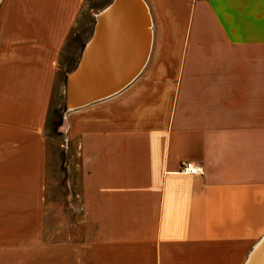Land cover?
Segmentation results:
<instances>
[{"label":"crops","instance_id":"obj_1","mask_svg":"<svg viewBox=\"0 0 264 264\" xmlns=\"http://www.w3.org/2000/svg\"><path fill=\"white\" fill-rule=\"evenodd\" d=\"M144 1L145 64L71 111L72 169L85 176L71 206L94 233L79 257L245 264L264 235V0ZM85 4L0 0V264L45 231L55 44L64 11L99 9ZM183 161L203 172H179Z\"/></svg>","mask_w":264,"mask_h":264},{"label":"rangeland","instance_id":"obj_2","mask_svg":"<svg viewBox=\"0 0 264 264\" xmlns=\"http://www.w3.org/2000/svg\"><path fill=\"white\" fill-rule=\"evenodd\" d=\"M109 1L86 0L85 5L98 6L99 9L94 11L87 8L64 11L65 25L62 27V41H57L55 44L56 79L46 123L49 154L45 187V231L41 232L38 242L35 240L31 242L29 251L25 252V258L16 257L14 264H82V262L102 264L101 259L87 260L79 257L83 252L86 253L84 249L89 247L91 239H94V233L88 232L89 226L85 218L80 219L76 216L77 205L75 204V208L71 206L76 199V193L82 188L75 183L80 182L81 177L85 178V176L80 175V171L72 169L74 163L81 161L71 153V111L77 107H68L65 99V85L68 75L76 68L90 38L92 12H98ZM75 14L74 23H68ZM93 225L94 229L96 225L100 231L101 219H95ZM95 230L97 231V228ZM97 236L98 241H95V246L101 249V234L98 233ZM31 237H34V234ZM88 238L91 239L88 241ZM79 245L82 248L78 247Z\"/></svg>","mask_w":264,"mask_h":264},{"label":"bare ground","instance_id":"obj_3","mask_svg":"<svg viewBox=\"0 0 264 264\" xmlns=\"http://www.w3.org/2000/svg\"><path fill=\"white\" fill-rule=\"evenodd\" d=\"M125 3L129 6L127 11L120 7L110 15L105 12L98 17L96 36L86 45L80 68L71 79L70 74L68 94L79 106L92 96L120 87L146 62L152 43L149 8L144 0ZM249 264H264V242Z\"/></svg>","mask_w":264,"mask_h":264},{"label":"water","instance_id":"obj_4","mask_svg":"<svg viewBox=\"0 0 264 264\" xmlns=\"http://www.w3.org/2000/svg\"><path fill=\"white\" fill-rule=\"evenodd\" d=\"M146 2V1H145ZM122 8L123 11H127L129 9V6H128V3H125V0H110L107 5L105 7L102 8V10H100V12H98V15H96V19H95V24H94V28H93V31H92V34L90 36V40L87 42V46L94 40L95 36H96V30H97V26H98V17L102 14V13H105L106 14H111L112 12L118 10V8ZM150 11V10H149ZM152 29V28H151ZM152 44V43H151ZM86 45V44H85ZM84 45V47H85ZM83 47V49H84ZM87 49V47H86ZM86 49L83 51L84 53H82V57H81V60L79 61V63H77L78 65L75 66L76 68L74 69V71L72 70L70 72V74L72 73L70 79L72 78V76L78 71V69L80 68V65L82 63V60H83V57H84V54H85V51ZM145 64V63H144ZM143 66V65H142ZM140 70V69H139ZM139 70L138 72L130 79V80H127L125 83H123L120 87L118 88H115L113 89L112 91L110 92H106V93H103V94H100V95H97V96H92L91 98L85 100L84 102H82V104H86V103H89L91 101H94V100H97V99H100V98H103L105 96H108L110 94H113V93H116L117 91H119L120 89H122L123 87H125L138 73H139ZM69 74V75H70ZM69 75L67 77V80H66V85H65V99H66V103L68 105L69 108H76V105H78V103L76 101H74L70 95L68 94V85H69ZM264 242V235L261 237V239L256 243L254 249L252 250V252L250 253L248 259L246 260L245 264H249V262L252 260V257L254 255V253L260 248V246L262 245V243Z\"/></svg>","mask_w":264,"mask_h":264},{"label":"built area","instance_id":"obj_5","mask_svg":"<svg viewBox=\"0 0 264 264\" xmlns=\"http://www.w3.org/2000/svg\"><path fill=\"white\" fill-rule=\"evenodd\" d=\"M181 173H202V166L196 165L192 161H183L178 169Z\"/></svg>","mask_w":264,"mask_h":264}]
</instances>
